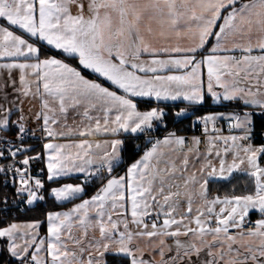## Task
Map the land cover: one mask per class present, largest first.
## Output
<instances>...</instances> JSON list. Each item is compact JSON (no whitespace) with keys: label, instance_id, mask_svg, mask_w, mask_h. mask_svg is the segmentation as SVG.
<instances>
[{"label":"snow or ice","instance_id":"snow-or-ice-1","mask_svg":"<svg viewBox=\"0 0 264 264\" xmlns=\"http://www.w3.org/2000/svg\"><path fill=\"white\" fill-rule=\"evenodd\" d=\"M4 73L0 175L14 192L0 212L72 206L0 226V264H264V143H253L264 126V0H0ZM207 97L243 111L196 116L202 136L153 138L167 128L160 102L185 104L177 124ZM219 184L231 189L214 193Z\"/></svg>","mask_w":264,"mask_h":264},{"label":"trees","instance_id":"trees-1","mask_svg":"<svg viewBox=\"0 0 264 264\" xmlns=\"http://www.w3.org/2000/svg\"><path fill=\"white\" fill-rule=\"evenodd\" d=\"M46 52L48 54H55L58 55L55 51L50 50ZM74 63V62H73ZM145 107H150V106H154L155 104L152 103L151 105H147V104H142ZM175 107H173V105H168L165 106L166 109V113H167V117H171L173 115V113L180 107H185L182 105H176L174 104ZM164 107V106H162ZM222 108L229 110V111H238V112H242L243 109L239 108L236 104L231 103V104H225L222 105ZM214 109V106H212L209 103V99L206 100V102L202 105L199 106L198 108H196L193 112H191V116L187 119V124L190 126L191 122L195 119L196 116H201L204 115L205 113H207L208 111H211ZM264 126L261 125L260 121H257V125H256V129H263ZM137 141H130L129 142V149L128 151H126L124 153L125 157L127 158V162L131 163L132 160L136 159L138 157V155L140 154L139 152H134L133 149V145H136ZM124 168L120 167L117 168L116 171L114 173H123ZM236 179L233 180L234 184H238L237 187V192L239 193L240 191L243 190V178L240 176V174L236 175ZM76 181V180H75ZM75 181H72L74 183H76ZM62 182H69V181H62ZM99 184L97 183L96 186L90 187L88 188V195H91L95 190L96 187H98ZM212 187V191L215 193L217 191V189L219 190V193L221 195H223L226 191H229L231 189V185L230 184H219V185H211ZM70 204H64L63 207H59L52 199H49L46 203H39L35 208H32L31 210L27 211L25 214L20 215L14 219H9V220H5V221H0V226H5L8 223H14V222H20V221H31V220H35V219H40V220H44L45 219V213L49 210H60L63 208H66L67 206H69ZM253 219L257 218L256 215H253L252 217ZM45 228V223L42 224L40 231L43 232ZM3 241H0V244H2ZM4 256L3 254H0V260H3Z\"/></svg>","mask_w":264,"mask_h":264},{"label":"built area","instance_id":"built-area-1","mask_svg":"<svg viewBox=\"0 0 264 264\" xmlns=\"http://www.w3.org/2000/svg\"><path fill=\"white\" fill-rule=\"evenodd\" d=\"M190 116H191V113L188 115V118ZM187 119H183L180 123L174 124L173 123V115L171 117H167L166 118L167 128H165L163 125H160L159 129L155 130L153 132V138H156V137L162 138L166 134L167 131H170L173 129H176L178 131L179 135H184L187 137H191L193 135L202 136V132H201L202 125L197 124L195 126V128H193L192 123L195 119L191 122L190 126L187 124ZM217 126L221 128L222 134H230L229 131L226 129L225 125L221 121L217 122ZM29 127L34 128L30 124H29ZM262 133H264V128L263 129H256V136L253 140L254 144L264 143V135H262ZM232 134H239V133L235 132ZM36 135L40 136L41 133L39 131H37ZM136 141H137L136 145H139L140 149L142 151L143 148L146 146L145 138L141 137V139L136 140ZM26 143L34 145L36 150H40L42 147V142L40 140L29 139L26 141ZM186 146H187V143H186ZM200 147H201V150H203V148H204L203 143L201 144ZM40 167H42V163H40V162L34 163L33 164V171L34 172L37 171ZM13 192H14V189L11 187V182L9 181V186L7 188H5L3 176L0 175V201L3 200L5 193H7L9 203H11V200L13 199V197H12ZM3 207H4L3 203H0V209H2ZM26 212L27 211H20V210L16 209L15 207H10L9 210L7 211V213L0 212V221L14 219L20 215L25 214Z\"/></svg>","mask_w":264,"mask_h":264},{"label":"crops","instance_id":"crops-1","mask_svg":"<svg viewBox=\"0 0 264 264\" xmlns=\"http://www.w3.org/2000/svg\"><path fill=\"white\" fill-rule=\"evenodd\" d=\"M73 12H75V8H73ZM46 50L47 51H50L51 49H48V48H46V47H42L41 48V54H42V56L43 55H55V54H48L47 52H46ZM53 51H55V50H53ZM85 74L86 75H91V74H89L88 72H87V70H85ZM18 77V73H13V78L15 79V78H17ZM205 81H206V70H205ZM0 83H3L4 85H6V87H5V91L6 92H8V93H10V94H12V87L11 86H7V84H8V81H7V73H4L2 76H0ZM19 85H18V80H17V87H18ZM205 91H206V88H205ZM12 98V95H10L9 96V99H11ZM207 99H209V103L211 104V98L210 97H207L206 98V100ZM153 103L156 105V102L155 101H153ZM143 103H141L140 104V108H141V110H145L147 107H145V106H143L142 105ZM174 104H176V105H182V106H185V104L183 103V102H181V101H176V102H173V101H166V102H160V107H162V106H164L163 108H165V106H168V105H174ZM225 104H231V103H229V102H225L224 103V105ZM154 105V106H155ZM213 106V105H212ZM23 107H24V111H25V114L26 115H28L29 117H31L33 114H34V112H35V110H36V104H35V102L33 101V102H29V101H25V103H24V105H23ZM151 107V106H150ZM29 108H32V112L30 113L28 110H29ZM215 108V107H214ZM13 118H15V117H13ZM29 124L30 125H32L34 128L36 127V125H35V123L33 124V122L31 121V119H30V121H29ZM99 139H101V140H103V139H110V137H99ZM62 142V141H61ZM262 163L264 162V159H262V161H261ZM43 166V165H42ZM114 175H118V174H123V173H113ZM235 175H237V174H235ZM66 181H69V182H72V181H75V179H69V180H66ZM72 205L70 204L69 206H67L66 208H63V209H60V210H67L68 208H70ZM25 222H29V221H20V222H14V223H25ZM40 234L43 236V235H45L46 234V222H45V228H44V231L43 232H41L40 231Z\"/></svg>","mask_w":264,"mask_h":264},{"label":"rangeland","instance_id":"rangeland-1","mask_svg":"<svg viewBox=\"0 0 264 264\" xmlns=\"http://www.w3.org/2000/svg\"><path fill=\"white\" fill-rule=\"evenodd\" d=\"M211 105H213L215 108H214L213 110H211V111H208L207 113H212V112H224V113H229V112H232V111H229V110H226V109L222 108V105H224V104H222V105H216L215 103H213V102L211 101ZM165 111H166V109H165ZM205 114H206V113H205ZM220 121L225 125L226 129L229 131L228 123H227L226 121H224V120H220ZM33 124H34V123H33ZM223 135H229V134H223ZM255 145H259V144H255ZM228 160L231 161V156H228ZM261 163H262V162H261ZM262 164H264V162H263ZM75 182H76V183H79L78 180H76ZM68 183H74V182H68Z\"/></svg>","mask_w":264,"mask_h":264}]
</instances>
